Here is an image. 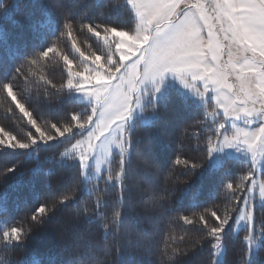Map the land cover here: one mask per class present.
<instances>
[{
  "label": "trees",
  "instance_id": "16d2710c",
  "mask_svg": "<svg viewBox=\"0 0 264 264\" xmlns=\"http://www.w3.org/2000/svg\"><path fill=\"white\" fill-rule=\"evenodd\" d=\"M136 25L128 0H0V130L29 145L0 144V239L14 227L27 229L22 244H0V264H264V202L254 198L253 228L236 229L239 211L232 214L219 252L199 220L204 215L212 224V211L235 207L234 198H242L237 186L243 183L247 194L256 175L243 158L210 160L215 125L224 118L212 98L198 103L168 84L147 100L129 126L133 143L123 186L107 179L108 165L100 177L85 175L77 154L68 151L90 127L73 126L72 117L83 122L92 104L67 87L65 57L73 71L97 56L111 70L109 58H119L116 38L105 41L103 29L132 32ZM52 46L55 53L39 57ZM17 101L56 138L32 143L39 133ZM53 124L73 126L72 132L60 137ZM118 155L111 159L113 175ZM41 205L49 209L43 225L31 219Z\"/></svg>",
  "mask_w": 264,
  "mask_h": 264
},
{
  "label": "snow or ice",
  "instance_id": "6c2138e0",
  "mask_svg": "<svg viewBox=\"0 0 264 264\" xmlns=\"http://www.w3.org/2000/svg\"><path fill=\"white\" fill-rule=\"evenodd\" d=\"M129 3L138 19L135 34L129 35L115 28L103 29L105 41L109 35L119 38L114 40L119 58L116 61L109 58L111 70H105L99 63L100 58L96 57L93 61L96 68L86 70L88 74L83 75L73 71L72 62L65 57L69 73L67 87L83 89L91 85L88 95L95 101L86 120L81 122L78 115L72 117L73 126H90L91 131L68 151L76 152L85 168L93 156L96 157L97 170L108 164L107 179L120 181L122 186L128 175L129 148L133 143V138L125 132V123L133 110L134 93L146 80L156 81L167 72L181 77L191 74L194 80L206 82L205 89L209 84L214 86L218 104L223 107L225 115L239 116L243 112L246 116L264 117V0H129ZM67 27L71 29L70 24ZM87 27L95 35H101L94 26ZM55 51L52 46L39 57L47 58ZM32 63H37V60ZM3 87L16 100L12 85ZM17 107L39 133L38 138H32V143L37 139L48 141L56 138V135L42 131L32 113L18 101ZM73 126L61 129L53 124L51 127L63 137L72 132ZM220 127L223 129L224 125ZM8 135L7 143L0 139V144L19 148L29 146ZM221 136L225 144L246 145L254 158L257 152H264V124L254 130L236 128L231 137L222 133ZM113 148L119 149L116 175L112 173L110 160ZM257 187V183L252 181L245 194L243 183L238 185L242 198H234L236 206L226 209L223 214L212 211V224L204 215L199 216L207 229L206 236L216 240L218 252L223 244L224 227L232 214L243 206L245 216L252 218L251 205ZM227 188L236 191L232 183H228ZM259 194L264 197V183L259 184ZM69 199L67 195L63 197L64 201ZM48 211L47 206L40 207L32 219L39 221ZM116 217H120V212ZM183 219L189 224L193 222L187 216ZM21 232V227H14L5 235L10 240H19Z\"/></svg>",
  "mask_w": 264,
  "mask_h": 264
},
{
  "label": "rangeland",
  "instance_id": "374dc122",
  "mask_svg": "<svg viewBox=\"0 0 264 264\" xmlns=\"http://www.w3.org/2000/svg\"><path fill=\"white\" fill-rule=\"evenodd\" d=\"M129 1V0H128ZM138 23V20H137ZM137 25L135 29L132 32H128L129 35H134L136 31ZM112 37V36H111ZM110 37V38H111ZM114 38V37H113ZM119 38L117 37L116 40ZM118 56L119 53L117 52ZM98 57V56H97ZM95 60V59H93ZM131 61H128L127 63H130ZM100 63V60H99ZM96 68V64L93 62L89 63H83L79 67V69L75 72H79L83 75H87L88 71ZM81 69H83L81 71ZM88 70V71H86ZM106 70V69H105ZM76 79H80V77H77ZM178 78L174 74H164L162 78L157 79L156 81H152L151 79L146 80L139 84V89L137 92L134 93L133 98V110L128 117L126 123H125V132H129V126L132 122V120L143 113V107L147 100L153 99L155 97L160 96L161 92L164 90L165 86L168 84H175L185 90L186 92H189L195 100H197L198 103L206 102L208 98H211V96L206 98V94L200 92L201 90L197 89L196 85L191 84H184L181 83ZM75 83V79H74ZM76 93L78 97L82 100H85L86 102L92 104V108L95 104V101L92 97L88 95V91L91 90V85H89L87 88H77L75 87ZM215 106V105H214ZM220 111V110H219ZM221 112V111H220ZM223 114V113H222ZM211 117L214 118L215 115L211 114ZM224 118H218L219 122L216 126V131L218 133V137L215 141L212 142L211 146L209 147V158L212 162H220L225 157H237V158H243L246 161H250L252 165L256 168V175L252 178V181H255L258 185L256 191L253 193V199H252V218L248 219L247 216H245L243 206H241V209L238 212L237 219H236V229L241 228L242 226H249L253 228V201L254 198H258L259 201L264 202V197H261L259 194V184L264 183V178L261 174V172L264 170V152H257L255 154V158L253 156V153L247 149V146L244 144H225L222 140L221 133L224 135H227L231 137V135L235 132L236 128H246L249 130H254L258 127H260L262 124H264V117H261L259 115L256 116H246L243 114V112L240 113L239 116H223ZM223 124L224 127L221 129L220 125ZM91 131V127L88 128L86 133L78 138L76 141H74L69 147L68 150L72 147L73 144H75L78 140L84 139L88 136V134ZM9 137L5 132L0 130V139H6ZM214 145V147H213ZM72 152V151H70ZM118 152L119 149L113 148L112 156L110 157V160L114 156V154ZM76 153V152H75ZM77 154V153H76ZM78 158L79 155L77 154ZM80 159V158H79ZM81 161V160H80ZM82 163V162H81ZM108 164H103L100 166L99 170H97L96 165V157L93 156L89 159L88 165L85 168V166L82 163L83 171L85 175L91 174L95 177H100L104 171V169L107 167ZM251 181V182H252ZM251 187V184H250ZM249 187V188H250Z\"/></svg>",
  "mask_w": 264,
  "mask_h": 264
},
{
  "label": "crops",
  "instance_id": "0c3cea01",
  "mask_svg": "<svg viewBox=\"0 0 264 264\" xmlns=\"http://www.w3.org/2000/svg\"><path fill=\"white\" fill-rule=\"evenodd\" d=\"M134 12H135V10H134ZM171 73L174 74L178 78L177 80H179L181 83L196 85L197 89L201 90L200 92L206 94V98L211 96V98L213 99L216 107L221 111V113H223V116H224L225 113H224L223 107L218 104V101H217L218 93L215 90L213 85L209 84L207 89H205V83L206 82L204 80H202V79L201 80H194L193 77L191 76V74H185L184 77H181L180 74H177V73H174V72H167L165 74H171Z\"/></svg>",
  "mask_w": 264,
  "mask_h": 264
},
{
  "label": "clouds",
  "instance_id": "9594fccd",
  "mask_svg": "<svg viewBox=\"0 0 264 264\" xmlns=\"http://www.w3.org/2000/svg\"><path fill=\"white\" fill-rule=\"evenodd\" d=\"M42 207H44V205H41V208ZM39 211V209H37V212ZM36 216V214H33L32 215V217H35ZM32 217H31V219H32ZM33 220V219H32ZM34 221V220H33ZM38 222V224L39 225H43V223H44V220L43 219H39V221H37ZM107 227V226H106ZM26 234H27V229H25V230H23L22 232H21V237H20V239L19 240H10L9 238H8V236L6 235L5 237H3L2 239H0V244H5L6 242H7V244L8 245H11V244H13L14 242L15 243H20V244H22L24 241H25V239H26ZM12 264H14V262H12ZM15 264H18V262H15Z\"/></svg>",
  "mask_w": 264,
  "mask_h": 264
}]
</instances>
